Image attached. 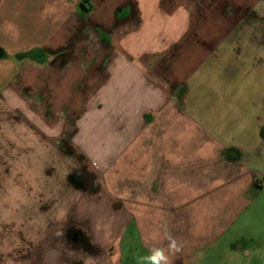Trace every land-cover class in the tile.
<instances>
[{
    "label": "crops",
    "instance_id": "0c3cea01",
    "mask_svg": "<svg viewBox=\"0 0 264 264\" xmlns=\"http://www.w3.org/2000/svg\"><path fill=\"white\" fill-rule=\"evenodd\" d=\"M53 1L56 6L66 2ZM88 16L89 21L80 16L78 30L71 33L59 14L48 41L29 44L14 56L51 50L38 67L42 82L36 70L22 73L27 86L42 83L46 96H32L30 114L44 113L39 104L49 103L48 112H54L49 116L61 121L50 123L60 131L47 138L63 152H80L85 162L84 146L95 156L99 151L106 174L89 169L92 185L102 183L100 191L80 194L69 210L60 205L41 209V215L32 212L27 244L21 236L18 245L26 253L23 247L30 243L33 264H115L117 241L130 242L131 229L155 261L189 264L207 254L204 246L225 236L256 187L258 173L264 176L256 168L260 160L264 165V117L251 115L257 121L253 126L238 103L241 96L231 95L232 83L245 76L237 71L249 70L254 85H264V0H97ZM95 20L102 31L89 24ZM89 35L98 46L89 44ZM95 50L100 55L93 59ZM57 51L62 55L54 61ZM204 67L225 71L227 87L219 96L191 98L188 69ZM103 90L113 105L108 118L92 116L88 136H69L67 114L79 112L85 99ZM256 100L260 109L264 99ZM119 103L122 112L116 113ZM88 138L90 143L83 144ZM120 158L122 176L115 167ZM99 196L106 215L94 207ZM82 219H90V226ZM116 228L121 230L115 237ZM72 229L85 238H71ZM47 240L58 252L47 247L36 256Z\"/></svg>",
    "mask_w": 264,
    "mask_h": 264
},
{
    "label": "rangeland",
    "instance_id": "374dc122",
    "mask_svg": "<svg viewBox=\"0 0 264 264\" xmlns=\"http://www.w3.org/2000/svg\"><path fill=\"white\" fill-rule=\"evenodd\" d=\"M79 1L81 0H66L60 6H56L53 0H0V47L4 50V54L0 56V264H33L30 243L29 246L23 247H28L26 253H22V248L18 245L21 236L31 224L28 222L33 216L32 212L37 216L41 215V209L48 211L51 208L54 211L53 207L57 210L60 205L67 206L69 210L80 194L85 196L92 192L99 193L100 190H97L101 188L102 183L92 185V188L90 187L92 181L87 186L79 185L71 178L72 173L82 171L93 175V172L89 171L91 169L106 174V161L99 158L102 155L99 151L95 156L83 145L85 147H82L83 150L89 151V157L85 162V156L83 157L80 152L75 150L63 152L47 138L56 136L60 131L55 124L50 123H59L61 119L56 115L49 116L54 112H48L50 104L46 101L39 104L44 108V113L30 114L27 102L34 103L36 98L32 96L38 93H42V97L46 96L43 93L42 83L37 85L32 83L29 87L25 82V75H22L26 69L29 71L33 69L39 72L38 77L41 81L44 75L38 67L43 66L42 60L37 56L39 60L36 61L30 58V60L25 58L18 61L14 56L15 52L22 51L29 44L35 42L37 45H42L43 41H48L53 29L59 24L53 20H58L59 14L64 16L62 27L71 33L78 30L80 16L85 17L88 14L86 10L78 7ZM95 2L97 0H89L93 6ZM96 7H98L97 12L100 11V6L96 5ZM98 23L100 24L95 20V23L90 25H99ZM96 27L102 31L100 26ZM259 27L263 28L262 25ZM87 31L89 30L84 29V33ZM116 32L120 34L121 30ZM117 34L115 33L116 36ZM88 42L94 47L99 45L91 35ZM137 46L138 44L132 47L137 48ZM99 52L95 50L92 58L96 59L100 55ZM90 60L83 59L87 62ZM188 70L189 80L192 81L186 82L188 84L186 91L188 90L191 98H205L211 93L212 97L219 96L227 87L228 77L225 71L210 67L200 68L198 71L194 68ZM237 73L239 75L243 73L245 76L238 82L235 79L234 82L237 84L232 83L235 94L231 95L241 96L238 103L241 104L245 116H249L246 120H250L254 126L257 121L251 118V115L260 113L264 117V103L260 109L256 107V104L261 102L256 99H264V85H254V79L248 75L249 70L248 73L243 71ZM256 79L260 82L261 76ZM28 95L30 97L26 98ZM92 96H94L92 99H85L80 104L79 112L73 109L72 113L67 114L66 133L69 136H76L77 140L82 135L88 136L90 117L97 115L94 120H100L101 117L108 118L107 116L110 115L113 105L107 101L106 90ZM68 105L71 106V103ZM122 105L123 103L117 105L116 113L122 112L119 109ZM67 109L69 108L66 107ZM76 127L80 129L77 135ZM261 134L264 137V131ZM90 141L91 138H88L82 143H90ZM94 159L96 164L92 161ZM260 162L263 163L260 160L256 168L264 172V165L261 166ZM115 167L118 175L122 176L121 158ZM257 176L258 184L246 195L250 197L246 199L244 209L226 231L225 236L216 243L204 246L203 251L207 254L195 256V261L189 264H264V176L259 173ZM88 177V182L89 179L94 178ZM93 204L97 211L100 210L102 215H106L104 197L99 196ZM89 220L82 219L80 222L89 227ZM120 230L115 229V237ZM128 233L130 242L121 238L122 242L117 241L114 248V251L117 250L113 256L115 259L112 257L115 264H165L155 261L149 255V247L139 241L136 230L130 229ZM50 238L54 241L51 236ZM50 240H47L46 248L39 247L36 256L41 255L47 247L52 253L58 252L55 242L47 246ZM118 245H121V249L117 248ZM56 258L57 256L53 257L51 262H55Z\"/></svg>",
    "mask_w": 264,
    "mask_h": 264
},
{
    "label": "flooded vegetation",
    "instance_id": "af4514ba",
    "mask_svg": "<svg viewBox=\"0 0 264 264\" xmlns=\"http://www.w3.org/2000/svg\"><path fill=\"white\" fill-rule=\"evenodd\" d=\"M124 9V7H122L121 8V10H123ZM85 19L86 20H88V18H86L85 17ZM89 21V20H88ZM91 22H89V24H90ZM96 26H98V25H93L92 27L94 28V29H98V27H96ZM36 52V53H35ZM34 53H35V55H36V58L38 59V57H40V59L42 60V58L43 57H45L46 55H48L49 57L51 56V50H49V49H46V48H40V49H38V50H34L32 53H31V55H29V54H23V56H22V58H20V56H18L17 58H20L21 60L22 59H33V58H31V57H33L34 56ZM4 54V50L0 47V56L1 55H3ZM54 61L56 60V59H58L59 57H61V55H62V53H61V51H57V52H55L54 54ZM38 56V57H37ZM29 59V60H30ZM39 60V59H38ZM88 176H91V177H93L92 175H90V174H86L85 172H82V171H77V172H74V173H72V175H71V178L74 180V182H76V183H79V185H83V186H87L89 183H91V179H89V181L90 182H88V180H87V178H89ZM257 184H258V181L256 182ZM90 187L92 188L93 186H92V183H91V185H90ZM84 234L85 233H83L82 231H80V230H75V229H72V230H69L68 231V235L71 237V238H73L74 240H76V236H77V238L79 237V238H85V236H84ZM27 239V235H25V234H23L22 235V241L25 243V244H27V241L28 240H26Z\"/></svg>",
    "mask_w": 264,
    "mask_h": 264
},
{
    "label": "trees",
    "instance_id": "16d2710c",
    "mask_svg": "<svg viewBox=\"0 0 264 264\" xmlns=\"http://www.w3.org/2000/svg\"><path fill=\"white\" fill-rule=\"evenodd\" d=\"M88 3H89V0H81L80 3H79V7L82 8V9H84V10H86V14L87 13L89 14L92 11V8H93V4H90L89 3L90 4V6H89ZM88 14L85 17H87ZM104 41H106V39H104ZM32 51L29 52L30 55H31ZM16 56L17 57L18 56H23V54H16ZM256 182H257V180H256Z\"/></svg>",
    "mask_w": 264,
    "mask_h": 264
}]
</instances>
